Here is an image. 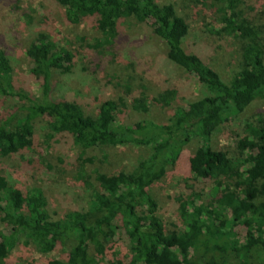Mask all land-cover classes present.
I'll use <instances>...</instances> for the list:
<instances>
[{
  "label": "trees",
  "instance_id": "obj_1",
  "mask_svg": "<svg viewBox=\"0 0 264 264\" xmlns=\"http://www.w3.org/2000/svg\"><path fill=\"white\" fill-rule=\"evenodd\" d=\"M53 1L64 8L67 24L91 21L109 38L126 20L148 26L164 42L167 59L193 74L204 93L186 108H176L164 123L123 125L117 120L121 110L114 101H104L92 115L75 102L52 97L53 72H69L70 51L56 48L41 36L27 46L29 74L41 82V97L32 101L15 89L12 67L0 43V97L30 101L1 120L0 157L29 150L38 119L47 123L48 139L59 135L80 149L77 159L83 178L86 165L95 159L83 158L88 151L130 144L151 148L150 155L130 171L113 175L95 171V184L84 182L90 190L86 207L60 217L48 212L40 189L23 194L0 175V223L8 229L0 231V264H13L10 253L19 243L34 245L42 254L51 252L55 244H68L65 258H51L45 264H264V115L244 123L233 149L209 145L221 124L264 100V45L257 40L255 26L236 11L241 0H210L224 5V31L250 42L242 50L240 70L228 82L183 48L189 26L172 4L156 0ZM171 96L172 92H166L153 102L167 107ZM119 104L125 107L122 101ZM132 108L148 112L142 101ZM193 139L198 145L188 158L189 172L196 182H210L213 193L209 203L199 205L195 204L199 195L176 197L183 228L169 231L149 190L177 163L184 145ZM237 228L245 229L243 242ZM120 244L127 245L126 253L117 249Z\"/></svg>",
  "mask_w": 264,
  "mask_h": 264
},
{
  "label": "rangeland",
  "instance_id": "obj_2",
  "mask_svg": "<svg viewBox=\"0 0 264 264\" xmlns=\"http://www.w3.org/2000/svg\"><path fill=\"white\" fill-rule=\"evenodd\" d=\"M156 1L172 4L176 13L186 20L189 30L183 48L188 53L202 58L225 82L240 70L242 50L250 42L224 31L223 4L210 0ZM236 11L255 26L257 40L264 45V0H241ZM64 12L53 0H0L1 49L12 67L15 89L26 93L32 101L41 97V82L29 74L31 65L26 50L40 36L73 55L68 73L53 72L52 97L75 102L86 114H96L101 103L111 100L121 110L117 120L123 125L147 121L164 123L176 108H186L188 103L203 96L197 78L167 59L164 42L156 38L148 26L126 20L109 38L91 21L76 26L67 24ZM166 92L173 93L168 97L169 106L153 102ZM121 101L125 107L119 104ZM138 101L148 105V112L132 108ZM29 102L26 98L0 97V122L8 119L16 106ZM260 114L264 115V100L254 102L244 113L221 124L209 145L214 149H233L243 134L244 123ZM46 135L47 123L38 119L32 147L14 156L0 157V175L23 194L33 188L40 189L47 200L48 212L55 217L86 207L90 190L84 182L95 184V171L108 175L130 171L151 153L149 146L133 144L88 151L83 158L95 159L86 165L83 178L79 176L77 159L80 149L71 139L59 135L48 139ZM197 145L195 139L185 144L177 163L149 190L158 204V215L169 231L183 228L176 197L199 195L196 205L211 200L213 185L207 181L196 182L189 172L188 158ZM0 231L8 229L0 223ZM235 232L243 242L245 229L237 228ZM67 245L55 244L51 252L42 254L34 245L25 247L19 243L11 251L9 261L45 264L51 258H65ZM117 249L126 253L127 245L120 244Z\"/></svg>",
  "mask_w": 264,
  "mask_h": 264
}]
</instances>
